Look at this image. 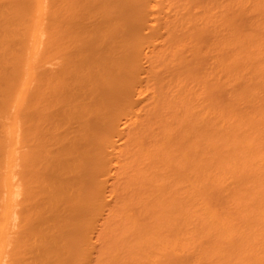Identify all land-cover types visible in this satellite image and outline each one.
I'll list each match as a JSON object with an SVG mask.
<instances>
[{"label":"bare ground","instance_id":"obj_1","mask_svg":"<svg viewBox=\"0 0 264 264\" xmlns=\"http://www.w3.org/2000/svg\"><path fill=\"white\" fill-rule=\"evenodd\" d=\"M0 264H264V0H0Z\"/></svg>","mask_w":264,"mask_h":264}]
</instances>
